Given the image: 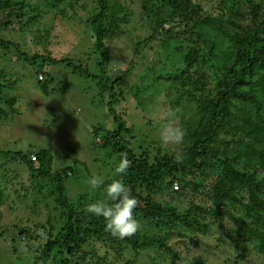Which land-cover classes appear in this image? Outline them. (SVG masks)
Returning <instances> with one entry per match:
<instances>
[{"label":"trees","instance_id":"16d2710c","mask_svg":"<svg viewBox=\"0 0 264 264\" xmlns=\"http://www.w3.org/2000/svg\"><path fill=\"white\" fill-rule=\"evenodd\" d=\"M51 1L55 13L60 12L62 16L67 6L80 5L86 10L85 22L92 32L94 50L98 54L96 64L103 76L90 73L72 59H55L38 53L30 58L19 51L16 43L2 37L15 19L22 23L21 28H26V20L35 17L38 7L27 3L28 0H0V48L13 47L18 56L38 61L40 68L62 63L81 77L92 79L101 92L110 93V109L115 113L113 107L125 99V78L134 63L130 62L119 77L105 76L106 40L120 29L125 6L120 0H92L88 7L89 0ZM211 2L222 14H208L193 0H142L141 4L153 32L149 40L156 32H164L163 47L178 55V66L172 73L163 74L169 57L159 60V76L167 83H176L179 92L197 109L198 118L186 129L182 146L166 149L151 139L135 147L132 141L136 137L131 135L121 115L114 116L113 130L100 133L101 129L93 128L91 134L100 135L102 147H110L119 161L121 158L129 161L125 175L118 176L114 172L104 185L122 179L137 201L136 218L138 211L146 219L173 216L190 228L206 230L208 225L202 227V224L212 217L213 222L220 224L222 221L237 224V227H229L236 240L253 238L255 247L264 253V0ZM165 24H169V29L164 28ZM5 88L0 82V101L15 114L16 97L9 98ZM134 94H138V89ZM2 115L5 112L0 107ZM29 152L0 149V155L24 165L30 171L31 180L40 183L46 179L62 209L57 220L48 218L45 223L16 226L17 237L24 238L27 248L35 253L32 264H120L124 251L138 255L154 243V239H141L138 231L124 239L112 236L103 218L87 214L81 210L82 205L77 207L68 202L64 183L72 176L73 167L52 170V156L46 149ZM32 155H35L34 161ZM5 178L8 181V177ZM209 179L211 193L202 195L204 199H201L204 203L205 199L208 201L206 206L189 201L188 208L181 212L168 202L160 203L154 198L169 192L180 195V191L190 190L196 193ZM40 186H35L38 193ZM20 188L24 192L13 190L17 196L27 192V187ZM2 194L0 190V200ZM90 242L101 243L108 249L104 255L96 246L84 250L83 246ZM109 254L110 260L107 259ZM153 259L145 264H157ZM192 264H204V259L195 257Z\"/></svg>","mask_w":264,"mask_h":264},{"label":"rangeland","instance_id":"374dc122","mask_svg":"<svg viewBox=\"0 0 264 264\" xmlns=\"http://www.w3.org/2000/svg\"><path fill=\"white\" fill-rule=\"evenodd\" d=\"M45 1L28 0L27 3L38 7L35 17L26 20V28H21L18 19L11 18L14 22L9 24L2 37L16 43L19 51L30 58L38 53L55 59H72L90 73L103 76L96 64L98 54L94 50V38L85 22L86 10L80 5L67 6L62 16L60 12L55 13L51 0ZM120 1L126 10L120 29L106 40L108 60L104 75L114 79L130 62L134 66L125 78V99L113 107L115 113L110 109V93L101 92L92 79L81 77L62 63L40 68L38 61L35 63L30 58L18 56L13 47L0 48V82L6 87L4 92L9 98L16 97L14 106L17 108V113L12 114L10 106L0 101L5 112L0 116V149L29 153L46 149L52 156V170L71 165L72 176L64 183L66 198L71 205H82L83 211L89 203L107 202L103 188L90 190L87 180L95 175L108 181L119 163L110 147H102V137L92 136L91 129L99 128L100 133L113 130L114 116L121 115L130 127L131 135L136 137L132 141L135 147L152 139L161 147L173 149L182 146L181 143L162 142L163 130L180 128L185 133L198 118L194 104L179 92L178 85L167 83L159 76V64L165 57L169 60L163 74L172 73L178 66L177 53L163 47L166 34L156 32L149 40L153 32L150 20L143 14L142 0ZM193 1L203 6L208 14H222L211 0ZM91 3L89 0L87 7ZM169 27V24L164 25L165 29ZM6 158L0 155V190L3 191L0 264H32L35 253L27 248L24 238L17 237L16 226L45 223L48 218L57 220L62 209L56 203V195L51 194L53 188L46 179L40 183L31 180L30 171L24 165ZM210 184L211 179L196 193L182 192L179 188L180 195L169 192L154 198L184 212L189 201L206 206L208 201L205 199L204 203L201 199H204L202 195L211 193ZM37 185H41L40 193L35 191ZM20 186L27 187L25 194ZM16 189L23 192L17 196L13 192ZM137 214L140 238L154 239V243L138 255L124 251L120 264L151 263L150 258L157 264H192L195 257L203 258L204 264H264V253L255 247L253 238L236 240L230 233L229 227H237V224L224 221L220 224L208 217L202 224L208 228L200 230L186 226L173 216L146 219L141 211ZM12 235L16 237H10ZM93 246L101 255L108 249L98 242L86 243L83 249L89 251ZM107 259H111L110 254Z\"/></svg>","mask_w":264,"mask_h":264},{"label":"clouds","instance_id":"9594fccd","mask_svg":"<svg viewBox=\"0 0 264 264\" xmlns=\"http://www.w3.org/2000/svg\"><path fill=\"white\" fill-rule=\"evenodd\" d=\"M183 130L180 128H170L163 130L162 142L179 144L183 141ZM177 159H180L177 156ZM130 166L126 158H121L115 167V173L123 176ZM90 190L103 188L105 199L103 201L89 203L84 211L92 216L103 218L106 230L114 237L124 239L133 236L140 228V224L134 215L137 206L136 199L131 195L129 188L122 179L113 180L104 185V181L99 176H91L87 180Z\"/></svg>","mask_w":264,"mask_h":264},{"label":"built area","instance_id":"2783aa9c","mask_svg":"<svg viewBox=\"0 0 264 264\" xmlns=\"http://www.w3.org/2000/svg\"><path fill=\"white\" fill-rule=\"evenodd\" d=\"M31 160H33V161L35 160V155L31 156Z\"/></svg>","mask_w":264,"mask_h":264}]
</instances>
